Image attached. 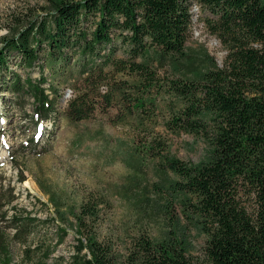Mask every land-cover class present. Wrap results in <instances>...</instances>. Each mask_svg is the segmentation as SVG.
Returning <instances> with one entry per match:
<instances>
[{
    "label": "trees",
    "instance_id": "obj_1",
    "mask_svg": "<svg viewBox=\"0 0 264 264\" xmlns=\"http://www.w3.org/2000/svg\"><path fill=\"white\" fill-rule=\"evenodd\" d=\"M49 2L39 21L0 42L7 90L34 99L37 125L70 90L67 118L102 115L124 130L131 139H117L114 152L133 170L130 180L141 183L153 166L157 196L169 198L161 208L181 206L201 227L208 264H264V0ZM194 2L214 16L206 22L228 48L224 68H205L187 53ZM11 57L25 70L42 63L40 80L14 73ZM181 134L206 139L209 161L171 156L170 136ZM109 209L90 194L74 210L78 247L65 264H193L174 232L159 241L140 234L120 258L95 230ZM8 249L0 237V264H13Z\"/></svg>",
    "mask_w": 264,
    "mask_h": 264
},
{
    "label": "rangeland",
    "instance_id": "obj_2",
    "mask_svg": "<svg viewBox=\"0 0 264 264\" xmlns=\"http://www.w3.org/2000/svg\"><path fill=\"white\" fill-rule=\"evenodd\" d=\"M49 9V0H0V42L39 21ZM192 15L188 55L197 62L203 60L205 68H224L228 48L206 22L214 16L197 2ZM10 63V69L23 79L40 80L42 63L31 70L20 68L19 58L11 57ZM62 94L53 118L37 125L34 99L27 95L19 100L0 80V237L13 264L68 262L78 247L72 213L90 194L103 196L111 204L95 230L120 258L140 234L159 241L174 232L193 264H208L207 236L201 227L183 215L181 206L161 208V202L169 198L157 196L153 166L146 169L141 183L130 180L133 170L114 149L117 139L131 138L106 116L71 122L65 115L71 91ZM159 131L167 135L162 128ZM170 138L171 156L193 166L209 161L212 148L206 139L187 134ZM18 225H27L21 240L15 238Z\"/></svg>",
    "mask_w": 264,
    "mask_h": 264
}]
</instances>
